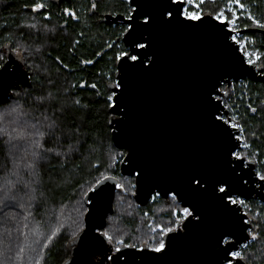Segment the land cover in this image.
Returning a JSON list of instances; mask_svg holds the SVG:
<instances>
[{"label":"trees","instance_id":"obj_1","mask_svg":"<svg viewBox=\"0 0 264 264\" xmlns=\"http://www.w3.org/2000/svg\"><path fill=\"white\" fill-rule=\"evenodd\" d=\"M37 1L47 0H0V48L21 46L33 73L30 87L0 104V264H64L85 228V197L107 177L118 186L115 213L102 233L113 237L115 248L154 249L186 216L174 197L156 196L140 206L135 178L120 172L126 151L112 139L109 97L116 62L129 52L122 40L127 26L101 19L128 18L133 8L129 0H71L69 18L55 9L44 20L25 11ZM227 1L206 3L204 13L215 15ZM240 1L252 14L239 22L249 41L242 51L257 52L253 64L264 68V33L248 32L264 29L257 23L264 24V0ZM227 88L222 85L225 119L238 126L243 146L237 155L264 176V81L245 79ZM242 207L253 228L239 257L264 264V204L251 199Z\"/></svg>","mask_w":264,"mask_h":264},{"label":"water","instance_id":"obj_2","mask_svg":"<svg viewBox=\"0 0 264 264\" xmlns=\"http://www.w3.org/2000/svg\"><path fill=\"white\" fill-rule=\"evenodd\" d=\"M129 3L130 17L106 14L101 21L128 25L122 40L129 52L116 62L109 108L114 145L126 151L120 172L135 178L140 206L155 195L173 196L191 215L165 234L161 252L146 245L117 252L102 233L115 213L118 186L116 178L107 177L85 197V228L64 264H247L232 253L251 240L253 224L230 198L264 203V180L253 161L237 155L240 130L225 119L222 85L229 90L232 82L264 81V68L247 61L227 21L210 13L189 20L183 1ZM17 61L13 69L10 61L0 67V104L31 86Z\"/></svg>","mask_w":264,"mask_h":264},{"label":"flooded vegetation","instance_id":"obj_3","mask_svg":"<svg viewBox=\"0 0 264 264\" xmlns=\"http://www.w3.org/2000/svg\"><path fill=\"white\" fill-rule=\"evenodd\" d=\"M50 3L51 6L47 3ZM71 0H47V1H37L36 4L33 6H30L28 8H25L26 12L31 13L34 17H39L42 16L44 20L51 19V16L53 13H56L58 10L57 14L59 16L65 15L66 18H69L70 16V8L69 3ZM37 5H43V8L37 9ZM54 6V7H52ZM112 15V14H111ZM118 15V14H116ZM112 15V16H116ZM126 18V17H125ZM103 19V18H102ZM101 19V21H102ZM119 24H125V23H119ZM126 25V24H125ZM127 29H128V25ZM127 54V53H126ZM11 59V60H10ZM14 59H18L17 64L22 66V68L30 75V78L32 79V71H31V66L27 64L24 58V50L21 48V46H14V48L9 44L8 42L6 43L5 46L0 48V67L3 68L6 66L7 62L10 61L11 63L9 64L10 69L14 68ZM117 72V70H116Z\"/></svg>","mask_w":264,"mask_h":264},{"label":"rangeland","instance_id":"obj_4","mask_svg":"<svg viewBox=\"0 0 264 264\" xmlns=\"http://www.w3.org/2000/svg\"><path fill=\"white\" fill-rule=\"evenodd\" d=\"M216 1H218V0H204L203 3H200V0H193V3L192 4L187 3V10L190 11V12L191 11H198L199 13L204 14V5L206 3H211V2H216ZM196 4H199L200 5L199 8L195 7ZM240 4L243 5V3L241 1H240ZM221 13H223L222 16H220ZM213 16H215L216 18H217V16H220L219 20L229 22V24H230V27L229 28L231 30H233L234 32H239V30H240L239 29V24H240L239 22H240V20L242 18H245V17L251 18L252 17V14L250 12H247L245 5H243V7H240L238 4L235 3V0H229V1L225 2V4L223 5L222 9H220ZM236 39L239 42H242L241 49L243 47L247 46V44L249 42L245 37L242 36V34H240V36L237 35L236 36ZM245 56L246 57L248 56L247 58H250V61H255V62L260 58V55L257 52L252 51V50L249 51L247 53V55H245ZM242 148H243V146H242ZM156 196H158V195H155L154 197H156ZM158 197H160V196H158ZM171 197H173V196H171ZM184 210L185 209L182 210V214L187 217L188 215H185V211ZM174 229H176V228H174ZM159 230H163V229L162 228H159ZM163 243H164V240H163Z\"/></svg>","mask_w":264,"mask_h":264},{"label":"snow or ice","instance_id":"obj_5","mask_svg":"<svg viewBox=\"0 0 264 264\" xmlns=\"http://www.w3.org/2000/svg\"><path fill=\"white\" fill-rule=\"evenodd\" d=\"M176 2L177 3H181L182 0H176ZM183 2H187L189 4H192L193 3V0H183ZM203 2H204V0H200V3H203ZM235 3L238 4L240 7H243V5L240 4V0H235ZM199 6H200L199 4H196L195 5V7H197V8H199ZM36 7H37V9H40V8H43V5H37ZM93 7H95V5H93ZM168 15L171 16L172 14L171 13H168ZM184 15H185V17L187 19L193 20V21H199V20L202 19L201 15H200V13L198 11H191L190 12V11L184 10ZM222 15H223V13L220 14V16H222ZM220 16H217V19H219ZM145 23H147V21H145ZM257 23H258V25H259L260 28H264V24H259V22H257ZM140 46L141 47H144V45H140ZM132 59L133 60H136L137 57L133 56ZM91 62L92 61H88V63H91ZM92 87H95V85H92ZM109 99H112V98L109 97ZM253 111H255V109H253ZM233 127H238V126L237 125H233ZM260 178L262 180H264V176H261ZM195 183H199V180H196ZM93 191L95 192L96 190L94 189ZM220 191L224 192V191H226V189L225 188H221ZM96 195L97 196H100V195H102V193L101 192H96ZM232 203H237V201L236 200H232ZM240 203H243V201H240ZM184 211H185V215H191V212H189L188 209H185ZM169 231H171V229H169ZM104 235L107 237V239L109 241H111L113 239V237L108 236L107 233H104ZM118 243L123 244L124 242L123 241H118ZM126 246L127 247H132V245H126ZM164 248H165V244L163 243V241H161L160 244H159V246L156 247L155 249H153V251H155V252H161L162 250H164ZM116 251L119 252V251H121V249L120 248H117ZM232 255L234 257H238L239 254L238 253H232ZM108 259L111 260L112 257H108Z\"/></svg>","mask_w":264,"mask_h":264},{"label":"built area","instance_id":"obj_6","mask_svg":"<svg viewBox=\"0 0 264 264\" xmlns=\"http://www.w3.org/2000/svg\"><path fill=\"white\" fill-rule=\"evenodd\" d=\"M175 1H176V0H175ZM182 1H183V0H182ZM184 3H185L184 10H187V2H184ZM187 11H188V10H187ZM183 14H184V11H183ZM200 15L203 16L202 13H200ZM184 16H185V15H184ZM229 27H230V24H229ZM240 34H241L240 32H235L233 38H234V40H236V41L239 43L240 47H242V46H241V45H242V42H239V41L236 39V36H237V35L240 36ZM246 58H247V57H246ZM247 61H248L249 63L253 64V61L250 62L248 58H247ZM230 200H231V202H232V200H236L237 203L240 204L241 206H243V205L245 204V202L247 201V200H245V199H243V198H240V197H237V196H233L232 198H230ZM240 201H243V203H240ZM259 203H260V204H264V203L261 202V201H259ZM251 241H252V240H250L248 243L244 244V245L241 247V250H242L243 248H246L247 245H248L249 243H251ZM241 250H240L239 252H237V253L240 254ZM238 257H239V255H238Z\"/></svg>","mask_w":264,"mask_h":264}]
</instances>
